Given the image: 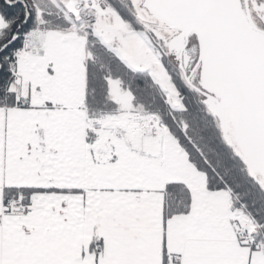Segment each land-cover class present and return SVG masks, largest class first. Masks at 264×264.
I'll return each instance as SVG.
<instances>
[{
  "label": "snow or ice",
  "instance_id": "6c2138e0",
  "mask_svg": "<svg viewBox=\"0 0 264 264\" xmlns=\"http://www.w3.org/2000/svg\"><path fill=\"white\" fill-rule=\"evenodd\" d=\"M0 264H264V0H0Z\"/></svg>",
  "mask_w": 264,
  "mask_h": 264
}]
</instances>
